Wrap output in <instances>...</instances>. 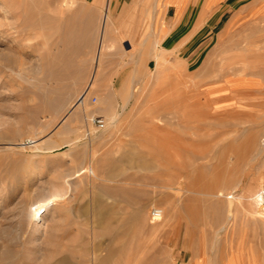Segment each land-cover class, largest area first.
I'll use <instances>...</instances> for the list:
<instances>
[{"label": "rangeland", "instance_id": "374dc122", "mask_svg": "<svg viewBox=\"0 0 264 264\" xmlns=\"http://www.w3.org/2000/svg\"><path fill=\"white\" fill-rule=\"evenodd\" d=\"M44 1L33 16L47 23L31 27L30 48L20 36L22 54L12 53L16 64L1 79L0 264H264V217L239 205L233 217L226 198L264 189L251 178L264 158V0L210 8L193 0L156 50L149 31L135 28L146 6L110 35L109 21L97 82L77 117L69 113L94 72L107 0H70L63 13L59 0ZM133 2L117 0L114 16ZM63 19L82 47L90 37L77 78L52 48ZM6 44L0 36L5 54ZM49 58L63 73L41 72Z\"/></svg>", "mask_w": 264, "mask_h": 264}, {"label": "bare ground", "instance_id": "6f19581e", "mask_svg": "<svg viewBox=\"0 0 264 264\" xmlns=\"http://www.w3.org/2000/svg\"><path fill=\"white\" fill-rule=\"evenodd\" d=\"M73 0H71L72 2ZM85 2V0H83ZM97 0H91L90 4L92 5L93 3H95ZM2 7L0 8L2 13H3V19L4 22L3 24L0 25V36L3 38H5V40L7 41V43H9L8 45H5L6 49V54H5V50L4 53L0 52V85H1V79H2V74H3V69L7 66L9 67H14V65L16 64V61L14 59V56H12V53H16L18 57V55L21 56L22 52L20 50L21 45H20V41L19 38L21 35L26 34V38H27V42L25 43L23 48H30L31 45L28 43V35H29V30L31 29V27L41 24V25H45V23H47L49 17H42L38 20L34 19V14L35 12L38 10L37 5L40 3L41 8L43 9V4H45L44 0H2ZM59 6L61 9V12L63 13V7L67 4L70 3V0H59ZM116 2V0H115ZM89 4V3H88ZM74 5V4H72ZM48 7V5H47ZM58 7V6H57ZM60 9L58 10V13L60 12ZM44 10V9H43ZM78 10V9H77ZM56 11V10H55ZM70 11V10H69ZM79 11V10H78ZM73 12V11H72ZM55 13V14H58ZM75 15V14H74ZM59 16V15H58ZM60 16L62 17V15L60 14ZM74 17V16H73ZM64 18V16H63ZM62 19V18H61ZM68 19V18H67ZM67 19H63L64 22L61 23L60 29L58 32H62L60 33V37H61V41L58 42L56 41L53 45V49L56 51V59H59V61H61V63L63 62L64 66L67 67V65H71L74 67V78H77L81 75L83 67H84V63L86 62L85 59H83L80 54L83 53L85 50L84 47H87V51L88 48L90 49V46L88 42L90 37L89 34H87V36L89 37L88 41H86L85 45H83L80 43V39H81V34L77 31L76 27L73 24V21H68ZM53 20V19H52ZM56 20V19H55ZM87 20V18H86ZM89 20V19H88ZM50 21V20H49ZM110 21V15L108 13V6L106 5L105 7V12H104V16L102 19V27H101V36L99 39V46L97 49V53H96V57H95V62H96V66L94 69V72L92 73V76L90 78V81L88 82V85H86L85 89L80 93L76 103L72 106V110L70 111L69 115L73 112L74 115L79 116L81 113H85L86 114V110L84 107H86V103L88 102L90 93L92 91V89L95 87L96 82H97V74H98V70H99V64H101V60L102 57H104V46H105V41L107 39V32H108V22ZM92 22V21H91ZM90 22V23H91ZM49 23V22H48ZM52 23V22H51ZM60 24V22H58ZM87 23V22H86ZM89 24V23H88ZM55 25V24H54ZM77 25V24H76ZM3 26V28H1ZM85 27V26H84ZM92 28V26H90ZM90 28V29H91ZM80 29V27H79ZM89 29V30H90ZM84 30V29H83ZM91 31V30H90ZM85 33V32H84ZM83 33V36H84ZM87 33V32H86ZM114 34V33H113ZM11 44V46H9ZM42 48L46 49V52L48 51L49 47H48V42L44 41L42 43ZM3 49V48H2ZM1 49V50H2ZM8 50V51H7ZM3 51V50H2ZM50 51V50H49ZM48 51V54L50 53ZM58 62V61H57ZM40 65V64H39ZM54 68L55 70H57L58 75L60 74L61 68L63 69L62 66H60V62L59 64L55 62V60H53L52 58L46 59L45 63H43L41 65V69H42V73H44V71H48L50 68ZM70 67V66H69ZM101 67V66H100ZM48 69V70H47ZM71 69V67L69 68ZM60 72H59V71ZM72 70V69H71ZM73 72V71H72ZM63 73V72H62ZM66 76V75H65ZM70 76H73L72 74ZM63 77V75H62ZM60 75V78H62ZM59 77H56L54 80H50V81H54L53 84L57 85V87H59L60 83L63 84L61 81L62 79H60ZM70 78V77H69ZM48 81V82H50ZM52 84V83H51ZM53 87V86H52ZM51 88V87H50ZM63 88V87H62ZM61 88V91L63 90ZM59 91V90H58ZM52 92V91H51ZM50 93V92H49ZM62 93V92H61ZM50 96V95H49ZM51 97V96H50ZM48 100V99H47ZM52 100V99H51ZM60 101V100H59ZM71 116V115H70ZM74 118V117H73ZM70 119V118H69ZM263 147H261V151L264 152V141H263ZM250 147V146H249ZM250 149V148H249ZM260 151V150H259ZM258 151V152H259ZM260 151V152H261ZM239 152V151H238ZM246 152V151H245ZM252 152V151H251ZM235 153V152H234ZM241 153V151H240ZM247 154V153H246ZM231 155V154H230ZM250 155V154H249ZM239 156V155H238ZM251 156V155H250ZM256 157V156H255ZM259 157V156H258ZM264 157V156H263ZM230 158V157H229ZM236 158V157H235ZM240 158V157H238ZM245 159V158H244ZM250 159V158H249ZM144 160V159H143ZM242 160V159H241ZM259 160V159H258ZM125 163L129 162L127 159L124 158L123 160ZM258 162V161H257ZM260 162H261V158H260ZM243 163V162H242ZM262 163V164H261ZM260 166H256L253 167V169H258L257 172H253L251 173V178L256 179L257 181L260 182V184H262L264 182V158L261 162ZM259 165V163H258ZM238 168V167H237ZM250 169V168H249ZM248 169V170H249ZM84 170V169H82ZM174 170V169H173ZM86 172H90L92 173L94 176H96V173L94 171V169L90 168V167H86L85 168ZM113 170H109L106 173L110 176H117V175H121L120 172H112ZM252 171V170H251ZM84 172V171H82ZM85 173V172H84ZM177 173V172H176ZM82 174V173H81ZM175 174V173H174ZM91 175V174H90ZM248 177L250 176V174H247ZM98 177V176H97ZM178 177L181 179L180 180V190L183 191L184 190V185L183 182L187 179L186 175L183 173L178 174ZM192 179V178H191ZM69 181V179L67 180ZM247 182V181H246ZM179 183V182H178ZM185 183V182H184ZM188 184V182L186 183V185ZM230 184V183H229ZM232 185V184H231ZM242 185V183H241ZM245 185V184H244ZM231 187V186H230ZM244 187V186H243ZM246 187V186H245ZM253 187V186H252ZM260 187V186H259ZM178 188V187H177ZM187 189V188H186ZM190 189V188H189ZM177 190V189H176ZM121 191V190H120ZM187 191V190H186ZM119 192V191H118ZM117 192V193H118ZM224 192V191H223ZM120 193V192H119ZM119 193L117 194V196L119 195ZM219 193V192H218ZM121 194L124 195V193L121 192ZM120 194V195H121ZM223 193H219V195H222ZM248 193L246 192V194H240L239 196L236 195V193H229L227 194L226 198H227V202H228V208H229V212H232L234 210V214L233 217H235L238 213V205L240 207H242L243 209H245L248 212H251L255 215H259V217H264V189H259L257 192L251 194V195H247ZM180 195V194H179ZM218 195V194H217ZM216 195V196H217ZM182 196V195H181ZM210 198V197H209ZM218 199V198H217ZM204 200V199H203ZM195 202V201H194ZM189 203V202H188ZM233 203V204H232ZM44 203H41L40 205L38 204V207L33 209L32 211V217L36 218L39 214V211L43 208ZM241 208V209H242ZM219 209V208H218ZM220 210V209H219ZM244 210V211H245ZM243 212V211H242ZM247 212V213H248ZM247 215V214H246ZM216 216V215H215ZM247 217V216H246ZM257 217V216H256ZM45 216L42 215L39 217V219H41V222L44 221ZM255 218V216H254ZM155 222L157 221H163L164 219V210H163V215L160 218H154ZM215 219V218H214ZM213 219V220H214ZM217 219V217H216ZM40 221V220H39ZM208 221V220H207ZM216 222V221H215ZM155 224V223H154ZM212 225V224H211ZM42 224L40 225L39 228H41ZM158 225H156L157 227ZM155 227V226H154ZM210 228V226H209ZM216 228V226H215ZM214 228V229H215ZM212 229V228H211ZM38 233V232H37ZM110 253V252H109ZM112 253V251H111ZM5 255V254H4ZM3 255V256H4ZM11 255V254H10ZM109 254L107 255L108 257H110ZM12 256V255H11ZM106 256V257H107ZM6 257V256H5ZM8 257V256H7ZM9 258V257H8ZM7 258V259H8ZM11 258V257H10ZM1 259V257H0ZM17 259V258H16ZM108 259V258H106ZM108 262V261H107ZM23 263V262H20ZM29 263V262H28ZM11 264V263H9ZM16 264V263H15ZM25 264V262H24ZM107 264V263H106Z\"/></svg>", "mask_w": 264, "mask_h": 264}, {"label": "crops", "instance_id": "0c3cea01", "mask_svg": "<svg viewBox=\"0 0 264 264\" xmlns=\"http://www.w3.org/2000/svg\"><path fill=\"white\" fill-rule=\"evenodd\" d=\"M224 1L226 0H206V8L215 7ZM103 2L104 0H97L92 5L99 6ZM192 2L193 0H134L133 4L126 6L122 15L116 18L114 16L115 0H107L106 5L108 6V13L110 15L109 35L114 26L118 27L125 22L124 20L131 18L130 13L133 15L132 10L137 11L138 7L146 6L147 11L145 14L142 15L141 13H137L135 28L136 32L140 34H145V31H149V37H152L154 44L152 49L156 50L158 44L161 42L163 33L167 32L170 28L169 25L175 22L180 23L184 11H186L188 7V9H190ZM170 8H174L176 13L171 23L166 20ZM156 55L159 58H164L163 50Z\"/></svg>", "mask_w": 264, "mask_h": 264}, {"label": "built area", "instance_id": "2783aa9c", "mask_svg": "<svg viewBox=\"0 0 264 264\" xmlns=\"http://www.w3.org/2000/svg\"><path fill=\"white\" fill-rule=\"evenodd\" d=\"M92 123L99 128L105 127V119L102 117H93ZM162 215H163V210L161 208H154L151 211L152 218H160Z\"/></svg>", "mask_w": 264, "mask_h": 264}]
</instances>
